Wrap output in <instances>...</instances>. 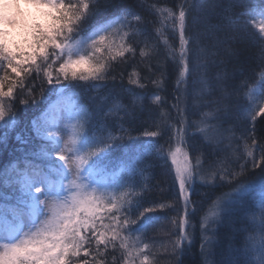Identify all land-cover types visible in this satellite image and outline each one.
Wrapping results in <instances>:
<instances>
[{"label":"snow or ice","instance_id":"1","mask_svg":"<svg viewBox=\"0 0 264 264\" xmlns=\"http://www.w3.org/2000/svg\"><path fill=\"white\" fill-rule=\"evenodd\" d=\"M18 104L39 108L24 135ZM145 113L137 148L125 125ZM261 117V0H0V149L23 145L0 169V264H184L201 213L202 264H264ZM200 188L228 190L204 210Z\"/></svg>","mask_w":264,"mask_h":264},{"label":"trees","instance_id":"2","mask_svg":"<svg viewBox=\"0 0 264 264\" xmlns=\"http://www.w3.org/2000/svg\"><path fill=\"white\" fill-rule=\"evenodd\" d=\"M137 0H125V3H135ZM149 2H157V0H149ZM261 2H264V0H261ZM168 6L174 7V4L169 2ZM144 15L147 19L151 20L153 17L148 13L144 12ZM215 22V21H213ZM256 48L252 47H245V58H246V63L249 65L250 68L255 69L254 73V80L259 79V68H256V59L255 55L257 53ZM160 61L163 62L164 57L161 55L159 57ZM155 63V62H154ZM121 70H125V66L121 65V67L117 70L118 72ZM132 71L131 67H127L125 71V76H124V85L126 87H129L128 85V73ZM243 77H240L236 83L239 84L241 80H243ZM174 80L175 76L172 75L168 81L167 85V92L163 93L164 95H167L169 103L173 101V86H174ZM254 80H249V84L254 83ZM116 84L119 85L120 81L117 79ZM48 85H45V88L47 89ZM111 87V85H109ZM149 89H151V85H149ZM39 91V89H37ZM116 91H120L119 88L116 89ZM132 97L129 95H125L123 99V103L129 104L131 103ZM17 111L19 112L20 115V123L18 125L17 131L21 134L24 135L25 131L28 127L29 121L36 115L39 114V108L35 105H28L27 107L22 106V105H17ZM173 115H175V112L173 111ZM191 119L195 120L198 119L197 116H192ZM152 124V120L149 117L147 113H145L142 116H139L137 120L135 121L134 124L128 125L126 124L125 127L130 129L129 136L131 137V140L134 142V146L137 148H140L142 144L146 143L148 138L145 137L143 134L145 131H153L155 130L154 128L150 127ZM257 133L258 136H264V117L258 118L257 124ZM192 130L189 129V132ZM167 137L165 136L164 139L160 140V143H164V140H166ZM122 150H118L116 155L119 156L120 152ZM23 156V145L19 144L16 139H15V134L11 137L9 140L8 147L6 149H0V169H3L4 167L8 166L10 161H14L17 157H22ZM39 162V161H37ZM151 163V169L148 174L149 179L151 180L152 185H157V187L154 190L153 195H155L157 198H159V190L161 187H168L170 184V178L165 177L163 175L165 171V164L164 161L162 160H152L150 161ZM260 177V170L256 169L255 172L252 175H249L247 177L248 180H254V179H259ZM227 188H218L215 190V194L212 192L211 189H206V188H201V193H199L197 196H195L196 200H199L203 206L204 210L208 209L209 204L211 203V200H213L212 197L209 195H213L214 197L224 191H227ZM205 191V193H202ZM174 194V190L171 193H166L165 195L170 197L171 195ZM201 194V195H200ZM194 198V197H193ZM202 214V213H201ZM198 214L196 217L193 218V224L196 226L195 227V233H194V241L187 252V254L184 257V264H202V256L200 254V243H201V235L199 231V219L200 215ZM168 215H174V213H169ZM164 231H167V229H164ZM150 237L155 236L157 239L163 236V232H161L160 229H157L153 233H149ZM170 258L166 256H161L159 259V264H168V260Z\"/></svg>","mask_w":264,"mask_h":264},{"label":"rangeland","instance_id":"3","mask_svg":"<svg viewBox=\"0 0 264 264\" xmlns=\"http://www.w3.org/2000/svg\"><path fill=\"white\" fill-rule=\"evenodd\" d=\"M15 38L16 39H19L20 37H19V35H18V33L17 34H15ZM52 99L54 100L55 99V97L53 96L52 97ZM198 193H201V188L200 189H198ZM202 193H205V191H203ZM201 195V194H200ZM210 197H212L213 198V200L215 199V197L213 196V195H209ZM193 199H195V197L193 198ZM159 239V238H158Z\"/></svg>","mask_w":264,"mask_h":264}]
</instances>
